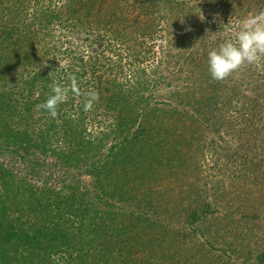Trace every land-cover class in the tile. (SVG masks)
I'll list each match as a JSON object with an SVG mask.
<instances>
[{"label":"trees","instance_id":"trees-1","mask_svg":"<svg viewBox=\"0 0 264 264\" xmlns=\"http://www.w3.org/2000/svg\"><path fill=\"white\" fill-rule=\"evenodd\" d=\"M261 10L264 0H0L2 149L33 154L32 171L41 163L30 148L49 150L101 188L91 203L75 204L78 186L65 196L23 178L14 185L0 162L2 188L15 186L0 199V264H264V57L223 81L207 65L208 51ZM158 35L163 57L152 44ZM172 56L184 66L175 69ZM125 64L130 74L120 79ZM72 77L78 89L56 118L37 109L54 83ZM161 87L168 90L158 100ZM90 90L99 98L85 110ZM122 154L132 172L141 159L159 177L180 167L187 202L164 205L151 184L132 193L133 178L119 183L131 173L127 162L112 173ZM111 182L113 193L103 187ZM156 239L163 251L150 253ZM133 251L146 256L138 263Z\"/></svg>","mask_w":264,"mask_h":264},{"label":"rangeland","instance_id":"rangeland-1","mask_svg":"<svg viewBox=\"0 0 264 264\" xmlns=\"http://www.w3.org/2000/svg\"><path fill=\"white\" fill-rule=\"evenodd\" d=\"M191 4H195L196 1L198 0H190ZM153 44V48L155 49L154 52H156L155 56L156 57H163V51L162 48L163 47H167V43L165 42L164 38L160 35H158L155 39V41L152 42ZM38 46H40L39 44H37ZM46 48L49 47V45L45 46ZM174 51L176 52V55L178 56V54L180 55L182 50L180 48H175ZM153 57H151L150 59H152ZM172 59V65L175 67V69H177L178 67H182L184 66V64H180L181 60L178 59L175 56L171 57ZM62 64L66 62L67 57H63ZM147 62H151L150 60L144 61L143 65H146ZM123 73L124 75H122L120 77V79L123 77H125V75L128 77V75L130 74V70L131 67H129L127 64L124 65L123 68ZM11 75V74H10ZM13 80H15L14 75H11ZM5 80V79H4ZM3 80V81H4ZM1 80V82H3ZM6 81L9 83H13L11 77L7 76ZM17 83H20V81H17ZM168 88L167 87H161L158 91H157V96L156 99L158 100H163V94H166ZM4 148V146L2 145L1 141H0V162H3L8 168V170L10 169V171L12 172V174L14 175L13 178V183L14 185L17 184L18 185V180L21 178L26 180L29 184L33 185L34 187L38 188V187H42V186H52L54 187L56 190H58V192L62 195L65 196H69V185H74L75 187L78 186V188L73 189V192H75V198L73 203L77 204L79 203L80 205L82 204H89V202L91 203L92 200V195L96 194L97 196H99L101 194V188H98L97 191H95L93 189L92 183H91V178L83 171V169L81 168H69L66 166H63L61 164V162H58V160L55 158V156L49 152L41 154L40 151L35 150L34 148H30V150L33 152H36V156H38V158L35 160L37 164L41 163V165L39 166H35L33 169H35V171H32L31 168H28L26 166V163L29 165L30 162H28V160L32 157L31 153H25L23 150L20 151L19 155L14 153L13 151H6ZM9 148H11L12 150V146H9ZM135 150H130V155L136 157L137 156V152H134ZM147 151H144V159L147 156ZM23 158V159H22ZM120 158L122 160L123 163H121L120 161L117 160L112 162V173L113 172H117L120 173L124 170V168H129L128 170L131 172L129 175H120L119 177V183L121 182V180L123 182L126 181L127 178L131 177L133 178V180L131 179V192L135 193L136 195L140 193V191H144V189L147 186H152L153 191H152V196L154 198H158L160 200V203L167 205V206H174L177 204H181V203H186L187 200H185L183 197H181L182 190L181 188H185L186 186V181L183 182L185 180L184 176L182 174H180V167H175V171L174 173H171V171L169 172L167 170V168H165L164 170H162L161 172V176L159 177L158 175H155V173H151V171H148L146 169V165L145 163L142 165V159L139 161V171H135L132 172L131 171V167L132 165L130 163H128L129 161L133 162L132 157H129L128 155H120ZM210 158L207 157L208 160V164H210ZM127 162V164H126ZM125 164L127 165L125 167ZM176 165V162L174 163ZM206 170V169H205ZM136 172L139 173L140 175H143L142 180H140L141 183H139V179L138 176L136 175ZM196 172L187 170L184 171V174L190 175V174H194ZM122 174V173H121ZM195 175V174H194ZM118 176V175H117ZM158 177V178H157ZM195 178L197 179V176L195 175ZM6 182L10 183L11 180L8 179ZM145 183V184H144ZM153 183V185H152ZM126 184V183H125ZM144 184V185H143ZM16 185V186H17ZM107 192L113 193L115 190L119 189L118 183H112L111 185H109L108 187H106L105 185L103 186ZM9 189V186H8ZM12 189H15V186L11 185V188L6 191L5 189L2 188L1 186V178H0V199L3 198V196H5V192H8L7 194H9L11 192ZM127 189V188H126ZM90 192H89V191ZM103 190V188H102ZM72 201V200H70ZM157 201V200H156ZM117 204H119V201H116ZM1 204V203H0ZM74 204V205H75ZM89 206V205H88ZM74 224L77 226L78 222L74 221ZM150 230V229H149ZM148 231V230H147ZM151 233V237L153 236L155 237H159V235L156 233V229H152ZM143 237L146 238L148 237V234H141V238ZM150 238V237H149ZM159 239V238H158ZM158 239H156L153 243L150 249H148L147 251H149L150 253L152 252V249L155 245V249L157 248V252H159V250L163 251L162 249H158V242H156ZM185 247H189V244H186ZM148 248V247H147ZM97 253L98 249H97ZM94 253L92 251H90V254L88 255H93ZM118 255V253L116 254ZM130 255V258H134L136 259V261L139 263V261L141 260V257H145L146 255H144V252H137V251H133L132 254H128ZM160 254L158 253V256ZM3 256H9V250L4 252ZM4 258V257H3ZM84 258L87 259V261H89V257L86 255V253L84 254ZM156 259V258H155ZM170 259L168 258L165 262H168ZM155 263V262H154ZM152 263V264H154ZM17 264H36L34 261H19Z\"/></svg>","mask_w":264,"mask_h":264},{"label":"clouds","instance_id":"clouds-1","mask_svg":"<svg viewBox=\"0 0 264 264\" xmlns=\"http://www.w3.org/2000/svg\"><path fill=\"white\" fill-rule=\"evenodd\" d=\"M203 19L202 15L201 20ZM261 57H264V10L245 17L235 32L234 40H226L208 51V72L213 80L223 81L234 72L256 63ZM77 89L75 77L71 78L68 86L56 82L52 85V94L36 107L56 118L59 105L66 102L69 91ZM86 95L88 100L85 110H88L99 97L95 90L88 91Z\"/></svg>","mask_w":264,"mask_h":264}]
</instances>
